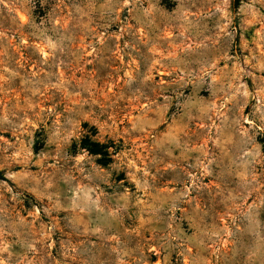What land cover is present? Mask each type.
I'll list each match as a JSON object with an SVG mask.
<instances>
[{"label": "rangeland", "instance_id": "rangeland-1", "mask_svg": "<svg viewBox=\"0 0 264 264\" xmlns=\"http://www.w3.org/2000/svg\"><path fill=\"white\" fill-rule=\"evenodd\" d=\"M234 3L0 0V264H264V0Z\"/></svg>", "mask_w": 264, "mask_h": 264}, {"label": "trees", "instance_id": "trees-1", "mask_svg": "<svg viewBox=\"0 0 264 264\" xmlns=\"http://www.w3.org/2000/svg\"><path fill=\"white\" fill-rule=\"evenodd\" d=\"M241 0H235L234 3V10H237L240 6ZM87 139V138H86ZM85 139L82 142V146L86 147L92 154L99 155L100 154V149L98 148L99 146L96 143H88L85 144ZM0 179L5 180L6 178L0 173Z\"/></svg>", "mask_w": 264, "mask_h": 264}]
</instances>
